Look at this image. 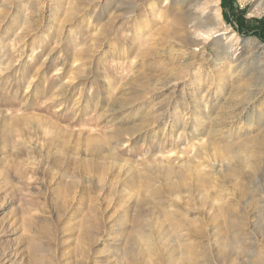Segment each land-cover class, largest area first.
Here are the masks:
<instances>
[{"label":"rangeland","instance_id":"374dc122","mask_svg":"<svg viewBox=\"0 0 264 264\" xmlns=\"http://www.w3.org/2000/svg\"><path fill=\"white\" fill-rule=\"evenodd\" d=\"M177 1L0 0V264H264V15Z\"/></svg>","mask_w":264,"mask_h":264},{"label":"bare ground","instance_id":"6f19581e","mask_svg":"<svg viewBox=\"0 0 264 264\" xmlns=\"http://www.w3.org/2000/svg\"><path fill=\"white\" fill-rule=\"evenodd\" d=\"M254 2L251 13L264 15V0ZM176 4L180 7V31L192 50L204 48L206 44L215 47L218 41L225 39L221 44L226 52L229 51L234 40L232 36L225 37L227 31L221 22L219 3L217 8L208 7L207 3H201L199 0H179ZM233 61H239V58L233 57Z\"/></svg>","mask_w":264,"mask_h":264},{"label":"trees","instance_id":"16d2710c","mask_svg":"<svg viewBox=\"0 0 264 264\" xmlns=\"http://www.w3.org/2000/svg\"><path fill=\"white\" fill-rule=\"evenodd\" d=\"M226 2L225 5L230 10V13L234 12V0H224ZM236 21L237 24L241 27L242 31L245 32V29L251 28V32L254 33V35L258 36L262 41H264V19L257 20L256 24L250 27L249 25H246L245 19L242 14L236 15Z\"/></svg>","mask_w":264,"mask_h":264}]
</instances>
